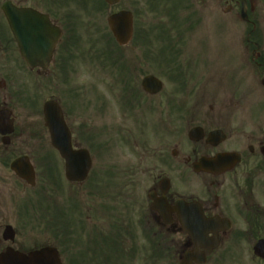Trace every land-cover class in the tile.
I'll use <instances>...</instances> for the list:
<instances>
[{"label": "flooded vegetation", "instance_id": "1", "mask_svg": "<svg viewBox=\"0 0 264 264\" xmlns=\"http://www.w3.org/2000/svg\"><path fill=\"white\" fill-rule=\"evenodd\" d=\"M93 1L105 2L0 0V255L50 246L61 264H146L148 241L169 238L177 264L185 252L199 264L211 241L184 231L198 224L217 241L203 264H264V0H205L208 31L174 33L176 48L192 52L175 65L192 91L154 95L141 80L147 31L157 30L164 0H119L133 15L127 91L95 93L90 118L78 97H48L73 148L91 131L89 172L70 181L36 124L37 90L64 93L69 68L93 79L81 48L92 36L75 27ZM153 4L160 10L149 16ZM121 145L124 156L99 154Z\"/></svg>", "mask_w": 264, "mask_h": 264}, {"label": "rangeland", "instance_id": "2", "mask_svg": "<svg viewBox=\"0 0 264 264\" xmlns=\"http://www.w3.org/2000/svg\"><path fill=\"white\" fill-rule=\"evenodd\" d=\"M175 1V3H174ZM204 2L205 0H164L163 1V7L160 10L159 6L156 5H148L150 9V14L155 16V12L157 10H160L159 13V22L157 25L156 31H147V37L149 40V46L146 48L147 50H151L150 54L148 55L149 58H146L147 60V66H148V72H153L156 75L160 76L161 80L163 81V91H175V67H173L172 62L173 60H176L177 62H181V60H184V63L186 65L187 61L189 62L190 55L192 52L188 48H184V50H181L179 52L176 50L174 45V33L175 31H195L196 34L203 33V31H208L206 20H205V11H204ZM127 6V3L124 1H121L119 4L108 7L103 6L100 3L93 1L89 4L88 10L89 14L84 15L83 17L78 18V24L75 25L78 29L83 28V31H85V35L87 38L91 39V36L93 37L92 42H97V45L106 46L109 44L111 46L110 48L115 49L114 46L111 45L110 40H108L106 35L107 27H106V18L110 13L116 12L120 10V8H125ZM137 19L139 20L140 15L136 14ZM105 34V35H103ZM91 42V41H90ZM88 42V43H90ZM91 42V43H92ZM88 43H84L83 48V54H84V73L85 76H91L93 77L90 79H84L83 81L80 80L79 72L81 71L79 67L68 69V81L65 84L66 90L63 93V91H59V89H56L54 87L48 89L44 86L38 87L39 90H37V115H36V124L39 126V129H41L45 132V140H48L47 131L43 126L42 121V115H41V104L44 100H46L50 95H52L55 98H59L62 100L61 104L68 102L71 98L74 100L77 99V97L80 99V101L84 105V116L87 118H90L91 115H93V108L92 104L94 102V94L96 92H112L117 93L119 89L113 88V70L111 75L110 67L101 63V50L103 48L96 47L92 48L91 45L88 47ZM192 43V42H191ZM108 48V47H107ZM106 48V49H107ZM175 51H174V49ZM128 48L120 49L122 56H133L134 53L130 52L126 53L128 51ZM129 50V49H128ZM174 51L175 53H173ZM172 54V57L170 56ZM99 56H96L98 55ZM128 54V55H127ZM175 55V57L173 56ZM162 61V63L158 61ZM171 61V62H170ZM176 61L174 62L176 65ZM159 65V67L157 66ZM185 81L184 85L181 87L179 85L178 91H192L190 81L187 80L186 76H183ZM178 84V83H177ZM174 87V89H173ZM214 84H210V89L212 92L218 91L221 92V90H215ZM201 91H204L203 89ZM79 94V96H77ZM220 96V94H219ZM156 98V97H155ZM156 100V99H154ZM154 106L156 104L155 101H153ZM213 106H216V104H219L218 99L213 100L211 102ZM210 105V102H207L205 105L204 100H197V106L196 107H207ZM123 107V105H122ZM160 107H163L161 104ZM138 132V131H137ZM137 132L135 135H137ZM91 131L87 132L88 135H90ZM86 135V134H85ZM87 135V136H88ZM149 135V134H148ZM91 137L89 136V139ZM154 138V137H153ZM155 139V138H154ZM85 142V143H84ZM83 142V146L87 147L90 151V155L92 158L94 157V148L92 146L91 140H85ZM50 147V146H49ZM48 147V148H49ZM52 150V149H51ZM52 152V151H51ZM110 155H125V149L124 145L120 146V149L117 150V152H114L113 150L109 152ZM100 155H104L103 151H100ZM52 155H56L54 152H52ZM152 242L148 241V253L146 256V264H177L176 261L171 260L167 255L166 257L163 256H152L150 257V254L152 250H155L156 243L151 244ZM154 246V247H153ZM162 247H170L173 249V245L171 243V240L169 238L164 239L162 242L159 243V249L161 251ZM139 264V262H137ZM206 264H213V260L208 261Z\"/></svg>", "mask_w": 264, "mask_h": 264}, {"label": "water", "instance_id": "3", "mask_svg": "<svg viewBox=\"0 0 264 264\" xmlns=\"http://www.w3.org/2000/svg\"><path fill=\"white\" fill-rule=\"evenodd\" d=\"M113 4L117 0H106ZM13 24V20H10ZM108 25L119 44H125L132 30L131 14L127 11H120L108 17ZM142 85L149 93H156L161 89V83L153 76H147L143 79ZM44 122L49 129L52 145L59 151V154L67 159L66 175L69 179H75L76 169L74 166H88V152L85 149L72 150L69 139V131L65 127L60 108L56 103L47 101L44 105ZM71 167V168H70ZM190 233V229L186 228ZM48 248L30 252L28 255L16 254L13 257L2 256L0 264H59L57 258L54 257L53 251H47ZM189 261V253L184 255L181 264H187ZM202 262V261H201Z\"/></svg>", "mask_w": 264, "mask_h": 264}]
</instances>
